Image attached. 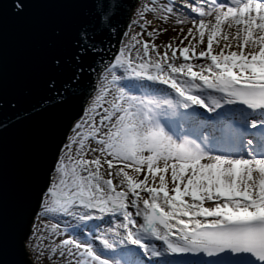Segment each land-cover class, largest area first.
I'll use <instances>...</instances> for the list:
<instances>
[{"label": "snow or ice", "instance_id": "obj_1", "mask_svg": "<svg viewBox=\"0 0 264 264\" xmlns=\"http://www.w3.org/2000/svg\"><path fill=\"white\" fill-rule=\"evenodd\" d=\"M87 2L56 102L94 83L41 193L33 264H264V0H137L115 52L110 0ZM153 20L191 26L158 45Z\"/></svg>", "mask_w": 264, "mask_h": 264}, {"label": "water", "instance_id": "obj_2", "mask_svg": "<svg viewBox=\"0 0 264 264\" xmlns=\"http://www.w3.org/2000/svg\"><path fill=\"white\" fill-rule=\"evenodd\" d=\"M0 0V264H33L25 249L42 191L65 137L82 114L94 83L81 78V95L57 103L54 93L76 75L73 42L93 23L87 0ZM137 0H110L117 17L105 46L115 52ZM120 5H124L120 9ZM107 23V21H105ZM59 59V66L53 63ZM97 57H86L91 66ZM54 82V87L49 85ZM47 105L41 108L43 102ZM29 257V258H28Z\"/></svg>", "mask_w": 264, "mask_h": 264}, {"label": "rangeland", "instance_id": "obj_3", "mask_svg": "<svg viewBox=\"0 0 264 264\" xmlns=\"http://www.w3.org/2000/svg\"><path fill=\"white\" fill-rule=\"evenodd\" d=\"M182 3H183V0H176V4H177V6H181ZM136 4H137V3H136ZM185 11H190V10L185 9ZM134 16H135V7H134L133 12H132V15H131V20L134 18ZM149 19H152V16H151V15H149ZM131 20H130V23H131ZM130 23H129V25H130ZM129 25H128V26H129ZM170 26H171L172 28L175 27V29H176L177 32H174V33H172V34H167V33L160 34V35L155 39V43H156V44H158V45H163V44H166V43H169V42H173V41H172V38H173V37H176V36L178 35V33H179V28H180V27H184V28H185V31H186V30H187V27H190L191 24L188 23V24H185V25H174L173 22L171 21ZM157 27H167V28H168L167 25H161V24H159L157 21L153 20V23H152V25L149 27L148 31H152L153 28H157ZM128 31H129V27H127V29H126V32H128ZM135 31H139V29L136 28ZM145 38H147V37H145ZM123 39H124V37L122 38V40H123ZM122 40H121V41H122ZM177 42H178V41H177ZM161 50H163V49H161ZM39 211H40V209H39ZM39 211H38V212H39ZM44 222H45V221H44L42 218H39L38 215H36V217H35V219H34V222H33L32 226H31V232H30L29 237L33 234V230H34V228H38V227H39L40 225H42ZM93 223H94V222H93ZM95 223H96V222H95ZM101 223H102V222H101ZM29 237H28V239H29ZM28 239H27V240H28ZM25 249H26V251H27V253H28V256L30 257V259H31V261H32V263H33V253H31V252L28 251L27 246H26V242H25ZM46 257H47V253H45V258L42 260L41 264H50L49 260H48Z\"/></svg>", "mask_w": 264, "mask_h": 264}, {"label": "bare ground", "instance_id": "obj_4", "mask_svg": "<svg viewBox=\"0 0 264 264\" xmlns=\"http://www.w3.org/2000/svg\"><path fill=\"white\" fill-rule=\"evenodd\" d=\"M170 23H171V21H169L168 22V24H165V25H167L168 26V31H167V34H172V33H174V32H177L176 30L175 31H173V28L170 26ZM95 223V222H94Z\"/></svg>", "mask_w": 264, "mask_h": 264}]
</instances>
